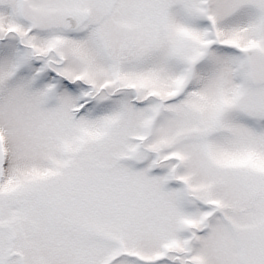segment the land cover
<instances>
[{
  "label": "snow or ice",
  "instance_id": "6c2138e0",
  "mask_svg": "<svg viewBox=\"0 0 264 264\" xmlns=\"http://www.w3.org/2000/svg\"><path fill=\"white\" fill-rule=\"evenodd\" d=\"M0 264H264V0H0Z\"/></svg>",
  "mask_w": 264,
  "mask_h": 264
}]
</instances>
